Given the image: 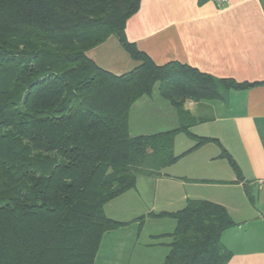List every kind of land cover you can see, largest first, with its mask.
<instances>
[{
  "label": "trees",
  "instance_id": "16d2710c",
  "mask_svg": "<svg viewBox=\"0 0 264 264\" xmlns=\"http://www.w3.org/2000/svg\"><path fill=\"white\" fill-rule=\"evenodd\" d=\"M139 5L0 0V264H93L102 236L121 226L105 216L108 202L133 189L137 176H158L217 142L190 133L209 117L192 115L185 103L251 86L177 62L155 65L125 37ZM110 36L139 62L134 70L116 76L86 56ZM155 85L178 127L131 137L129 110ZM181 132L194 145L175 156ZM165 216L175 228L162 264H228L221 235L233 222L224 207L188 200L176 213L156 215Z\"/></svg>",
  "mask_w": 264,
  "mask_h": 264
},
{
  "label": "crops",
  "instance_id": "0c3cea01",
  "mask_svg": "<svg viewBox=\"0 0 264 264\" xmlns=\"http://www.w3.org/2000/svg\"><path fill=\"white\" fill-rule=\"evenodd\" d=\"M125 37L157 66L177 62L251 86L232 90L222 100L185 103L192 115L209 117L190 133L217 142L182 156L168 172L137 176L133 189L108 202L105 216L121 226L102 236L93 264L164 262L175 221L165 216L155 228H144L137 217L148 211L144 200L150 194L160 201L158 214L176 213L188 200L221 205L233 222L221 235L222 246L231 254L228 264H264V0H229L225 5L140 0L138 11L126 22ZM86 56L116 76L139 65L113 36ZM177 127L175 109L159 93L137 100L129 110L131 137ZM193 145L190 137L186 143L175 137L173 153L181 155Z\"/></svg>",
  "mask_w": 264,
  "mask_h": 264
},
{
  "label": "rangeland",
  "instance_id": "374dc122",
  "mask_svg": "<svg viewBox=\"0 0 264 264\" xmlns=\"http://www.w3.org/2000/svg\"><path fill=\"white\" fill-rule=\"evenodd\" d=\"M152 95H154V96H158V86L157 85H155V87L153 88V92H152ZM143 119V118H142ZM141 119V120H142ZM147 120V118L146 117H144V120H143V122L144 121H146ZM182 137V139H183V141H184V143H186V141H188V135L187 134H185V133H183V132H181V133H178L177 135H176V139L178 138V137ZM189 150V149H188ZM188 150H186L185 152H187ZM185 152H183V153H185ZM190 153V152H189ZM189 153H187V154H189ZM184 155H186V154H184ZM167 167H169V166H166V167H164L163 168V171H164V173L165 172H168L169 170V168H171V167H169V168H167ZM144 203H145V206H147V209H148V211L147 212H145V213H142L139 217H137L138 218V220L140 221H143V226H144V228L145 229H149V228H151V227H156V225H160L161 224V219H159L160 217H156V215H158V213L156 212V208H157V206H159V203H160V201L154 196V195H152V194H150L149 196H148V198H146L145 200H144ZM163 203V201L161 200V204ZM153 206H154V208L155 209H152L153 208ZM144 212V211H143ZM141 218V219H140ZM156 218H158L157 220H156Z\"/></svg>",
  "mask_w": 264,
  "mask_h": 264
},
{
  "label": "built area",
  "instance_id": "2783aa9c",
  "mask_svg": "<svg viewBox=\"0 0 264 264\" xmlns=\"http://www.w3.org/2000/svg\"><path fill=\"white\" fill-rule=\"evenodd\" d=\"M211 1H214V2L221 4V5H225L229 2V0H211Z\"/></svg>",
  "mask_w": 264,
  "mask_h": 264
}]
</instances>
